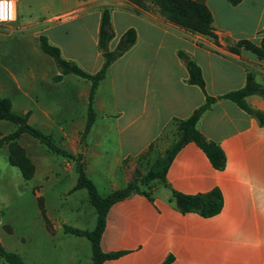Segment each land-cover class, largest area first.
<instances>
[{
    "label": "crops",
    "instance_id": "0c3cea01",
    "mask_svg": "<svg viewBox=\"0 0 264 264\" xmlns=\"http://www.w3.org/2000/svg\"><path fill=\"white\" fill-rule=\"evenodd\" d=\"M200 1L212 14L215 40L171 24L150 5L143 9L128 0H119V6L125 8H111L114 37L109 49L130 27L136 31V41L108 67L98 84L93 104L97 111L104 112V118L95 119L82 141L84 125L59 127L60 148L82 155L85 174L93 171L94 160L101 163L104 159L102 152L106 153L105 145L111 139L116 150L108 172L102 170L113 174L120 168L124 186L132 177L145 174L176 140L174 119L189 116L205 99L197 85L187 82L185 60L178 51L199 65L205 92L210 96L243 87L248 73L264 84V57L242 47L238 52L229 49L241 40L260 46L264 39V0H242L234 6L227 0ZM18 2L16 20L1 25L12 29L19 20ZM92 13L96 24L90 40L95 50L86 51L73 44L75 52L65 51L60 42H66V31L58 40L47 37L65 59L89 73L96 72L103 62L97 48L101 10ZM76 19L78 16L68 11L48 18L47 23L66 25ZM113 67L121 69V89L114 107L100 90L102 83L113 88L108 80ZM59 74L58 69L52 78L56 85L66 75L58 77ZM122 99L131 103L128 111L119 108ZM246 102L264 111V97L250 95ZM111 108H116L115 120L108 118ZM26 112L29 124L42 130L52 128L48 120L40 119L28 108L21 113ZM197 128L206 139L220 145L225 155L224 168L215 169L194 143L184 145L169 164L165 183L153 180L144 188L149 196L132 193L110 206L100 247L103 252L122 253L102 264H162L167 257L172 258L167 264H264V125L234 102L218 99L202 114ZM70 161L74 163L68 158V165ZM123 186L113 183L111 191ZM213 188L220 190L223 205L211 217L182 213L172 199V191L197 194Z\"/></svg>",
    "mask_w": 264,
    "mask_h": 264
},
{
    "label": "rangeland",
    "instance_id": "374dc122",
    "mask_svg": "<svg viewBox=\"0 0 264 264\" xmlns=\"http://www.w3.org/2000/svg\"><path fill=\"white\" fill-rule=\"evenodd\" d=\"M90 1L19 0V20L12 29L0 24V96L10 98L14 112L21 113L28 108L40 119L48 120L52 125L49 130H42L33 123L32 126L45 134L51 133L53 142L59 147H62L59 127H82L85 123L90 82L69 73L62 83L56 85L52 78L58 67L40 49L39 36L58 40L66 31V42H60L65 51L75 52L73 44L86 51L95 50L90 40L96 24V16L92 12L101 10L104 5L116 9L125 7L119 6V0ZM68 11L79 19L66 25L55 21L47 23L48 18ZM82 24H85V29ZM120 70L113 67V73L108 77L113 88L104 83L100 87L113 107L121 89ZM128 87L130 89V81ZM120 107L128 111L132 106L122 99ZM110 111L108 118L115 120L116 108ZM102 118L104 112L95 109V119L99 121ZM16 127L12 122L0 120V133L3 135ZM17 142L37 169L31 179H24L20 170L9 163L6 144L0 145L1 245L18 254L25 264H92L89 239L64 231V226L91 231L97 219L86 189L74 188L77 183L74 163L70 161L68 165L67 157L55 153L29 133H22ZM108 142L106 153L102 152L104 159L101 163L94 160L93 171L86 174L101 196L111 191L113 183L123 186L120 168L113 174L106 173L111 167V155L116 150L115 143H110L111 139ZM0 264L7 263L0 259Z\"/></svg>",
    "mask_w": 264,
    "mask_h": 264
},
{
    "label": "trees",
    "instance_id": "16d2710c",
    "mask_svg": "<svg viewBox=\"0 0 264 264\" xmlns=\"http://www.w3.org/2000/svg\"><path fill=\"white\" fill-rule=\"evenodd\" d=\"M140 8H147L148 5L156 8L158 12L171 24L187 30L192 33L201 34L212 39L217 36L213 32V18L207 5L200 0H128ZM231 5H237L242 0H227ZM114 37V31L111 23V6L101 7L97 48L101 53L103 62L101 67L94 73L83 70L77 63L65 59L61 55L59 47L51 44L48 39L40 35L39 47L49 55L59 69V76L64 74H75L90 82L88 90L87 115L81 132V141L90 130L95 121V109L93 100L99 82L105 77L108 67L127 50H129L136 41V31L130 27L120 36L116 46L109 49V42ZM242 47L247 49L259 58L264 57V39L260 46H256L248 40H241L235 46L229 47L232 52H238ZM179 57L185 60L188 71L187 82L197 85L205 94L204 102L195 108L192 113L181 119H174L177 126V138L172 145L167 148L161 157H157L145 174L134 176L123 187L113 190L108 194L101 196L98 194L95 185L87 178L83 170L82 155L80 153L73 155L57 146L49 134H45L39 129L28 123L29 112L24 114L12 110L11 100L8 97L0 96V120L14 123L17 127L10 133L0 136V145L6 144L8 148V161L16 166L24 179H31L35 172V166L27 156L24 148L17 142L22 133H29L40 142L47 145L52 151L61 154L74 161V170L77 173V183L74 188H85L88 194L90 204L97 213L96 224L91 231L64 226V231L79 236H85L91 243L92 264H102L106 259L118 257L122 252H103L100 247V237L105 226L106 214L110 206L132 193H143L149 196L147 185L158 180L166 182V171L179 151L187 143H194L207 156L211 165L222 170L225 166V155L217 142L206 139L198 130L197 123L202 114L208 110L218 99H228L234 102L238 107L249 115L257 119L259 124L264 125V111L251 107L246 102V97L250 95H259L264 97V84L257 83L251 73L247 74L246 82L243 87L224 93L219 96H210L205 92V81L203 79L199 65L190 58L185 52L178 51ZM172 199L176 208L182 213H197L203 217H211L219 213L223 205V197L218 188H213L208 192L197 194H183L172 191ZM46 219V217H45ZM0 259L7 264H25L21 257L11 251H7L0 243ZM172 258L167 257L162 264H167Z\"/></svg>",
    "mask_w": 264,
    "mask_h": 264
},
{
    "label": "built area",
    "instance_id": "2783aa9c",
    "mask_svg": "<svg viewBox=\"0 0 264 264\" xmlns=\"http://www.w3.org/2000/svg\"><path fill=\"white\" fill-rule=\"evenodd\" d=\"M0 4H10L11 5V15H5L0 18V23H8L16 20L17 14V0H0Z\"/></svg>",
    "mask_w": 264,
    "mask_h": 264
},
{
    "label": "snow or ice",
    "instance_id": "6c2138e0",
    "mask_svg": "<svg viewBox=\"0 0 264 264\" xmlns=\"http://www.w3.org/2000/svg\"><path fill=\"white\" fill-rule=\"evenodd\" d=\"M11 15V5L10 4H0V18H3V16Z\"/></svg>",
    "mask_w": 264,
    "mask_h": 264
}]
</instances>
